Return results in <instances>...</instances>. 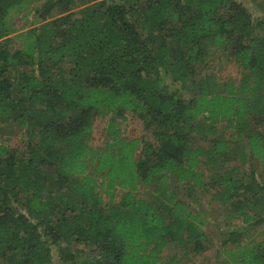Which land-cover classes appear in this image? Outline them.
I'll list each match as a JSON object with an SVG mask.
<instances>
[{
    "label": "trees",
    "instance_id": "16d2710c",
    "mask_svg": "<svg viewBox=\"0 0 264 264\" xmlns=\"http://www.w3.org/2000/svg\"><path fill=\"white\" fill-rule=\"evenodd\" d=\"M29 1L0 0V126L26 136L22 149L0 143V264H179L162 259L166 243L207 248L206 215L182 199L200 189L243 224L264 223V171L238 172L246 159L264 166L252 129L264 122V0H45L18 30ZM209 45L241 69L224 93L198 74ZM124 112L151 141L111 118L91 149L94 117ZM242 239L221 233L228 262L264 264V234Z\"/></svg>",
    "mask_w": 264,
    "mask_h": 264
},
{
    "label": "rangeland",
    "instance_id": "374dc122",
    "mask_svg": "<svg viewBox=\"0 0 264 264\" xmlns=\"http://www.w3.org/2000/svg\"><path fill=\"white\" fill-rule=\"evenodd\" d=\"M45 0H30L28 3V9L31 11L27 16H22L21 14H15L13 17L14 28L18 30L25 29L26 27H31L32 23V13L35 9L39 8ZM245 5L253 9L251 3L245 2ZM257 12V11H255ZM198 74L205 77L208 84V89L210 92L221 91L224 93L227 84H233L238 86L239 79L241 76V69L233 62V60L224 54H217L213 50L212 46H208V51L206 56L203 58L202 62L197 64ZM113 119L117 128H119L123 137L127 139L131 138H143L145 141H151V134L149 131L145 130L142 125V121L132 115L130 112H124L123 115L110 114L106 116H100L97 114L94 117V124L92 133L88 140V146L93 150H98L105 146L107 142L105 128L109 119ZM224 124L218 126L219 130H222ZM252 129L254 132H263L264 136V122L261 124L252 123ZM231 129H226L224 133L226 135L231 134ZM25 134L23 130L16 128L11 125L9 127L0 126V143L6 146L22 149L25 141ZM210 138V137H209ZM209 138L206 140L196 139V143L200 145H207ZM232 144V142H231ZM236 147L232 144V150L230 153L233 154V150ZM235 163L236 159L234 160ZM229 164H233L230 160ZM207 165H200L199 170H201L205 177H209L213 170L209 169ZM239 174L246 176L250 175L251 171L254 170L255 174H262L264 171V166L260 165L256 158L248 160L246 159L242 164H239ZM215 171V168H214ZM100 178H97L96 184L99 185ZM172 182V181H171ZM180 189V188H179ZM125 190H116L113 195V200L118 201ZM211 190L209 188L204 190H198L196 199H187L182 195V199L185 200L191 207H196L204 212L206 215V223L204 224L205 231L208 235L207 248L200 253H189L186 250L181 249L175 243H166V246L162 250V259H173L179 264H230L222 254V247L220 245L221 233L235 228H242L243 239L241 242L245 241H256L260 236L264 234V223L262 224H243L242 218L236 215H230L229 207L225 204L213 201L211 197ZM153 186H141L135 191V195L147 202L153 201ZM181 194H184L181 188ZM100 195L106 201L108 199V194L100 192ZM231 216V217H229ZM159 264V263H156Z\"/></svg>",
    "mask_w": 264,
    "mask_h": 264
}]
</instances>
